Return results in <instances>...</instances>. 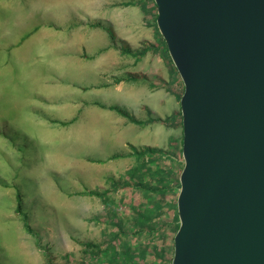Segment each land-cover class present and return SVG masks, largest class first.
<instances>
[{
	"label": "rangeland",
	"instance_id": "1",
	"mask_svg": "<svg viewBox=\"0 0 264 264\" xmlns=\"http://www.w3.org/2000/svg\"><path fill=\"white\" fill-rule=\"evenodd\" d=\"M125 2L155 24L153 0H0V264H45L43 249L55 264L172 262L182 134L137 159L131 146L151 135L109 108H126ZM90 190L106 201L79 194ZM18 192L37 235L23 227Z\"/></svg>",
	"mask_w": 264,
	"mask_h": 264
},
{
	"label": "water",
	"instance_id": "2",
	"mask_svg": "<svg viewBox=\"0 0 264 264\" xmlns=\"http://www.w3.org/2000/svg\"><path fill=\"white\" fill-rule=\"evenodd\" d=\"M183 82L171 264H264V0H154Z\"/></svg>",
	"mask_w": 264,
	"mask_h": 264
},
{
	"label": "crops",
	"instance_id": "3",
	"mask_svg": "<svg viewBox=\"0 0 264 264\" xmlns=\"http://www.w3.org/2000/svg\"><path fill=\"white\" fill-rule=\"evenodd\" d=\"M126 6L130 13L126 24L129 46L133 51L144 47L148 50L140 58L128 54L133 59L131 69L120 84L124 109L142 121L141 125L146 127L144 133L151 135L153 142L149 146L164 149L172 139L176 146L178 134H182L179 100L184 90L183 82L156 23L149 20L151 16L148 17L147 11L136 3Z\"/></svg>",
	"mask_w": 264,
	"mask_h": 264
},
{
	"label": "trees",
	"instance_id": "4",
	"mask_svg": "<svg viewBox=\"0 0 264 264\" xmlns=\"http://www.w3.org/2000/svg\"><path fill=\"white\" fill-rule=\"evenodd\" d=\"M153 2H154V0H153ZM124 4L125 5H130V4H132V2H125ZM154 5H155V3H154ZM156 17H157V14H156ZM156 17H155V23H156ZM92 26L102 27V25H100V23H94V24H92ZM36 29L37 28H35V30ZM105 29L108 31L111 39L112 40H115V33H114L113 29L110 28V27H105ZM30 34L31 33H26L23 37H21L19 44L22 42V40L26 39ZM163 41H164V39H163ZM164 44H165V41H164ZM165 47H166V50L168 52V49H167L166 44H165ZM147 50L148 49L146 47H144L141 50L133 51L129 45H123L121 47V51L123 53L130 54V55H132V56H134L136 58H140L142 55L145 54V52ZM109 108L116 110L120 115L128 118L131 122H133L135 124H142V121L141 120L136 119L134 116L130 115L123 108H120L118 106H109ZM181 125H182V118H181ZM131 150H132L131 154L133 156H135L137 159H139V158H145V157L147 158V157L156 156L161 151V149H158L156 147H151V146H146V147H143V148H136L135 146H131ZM181 151H182V147H181ZM118 157H120V154L114 155L111 158L114 159V158H118ZM146 163H147V161H143V163L140 164L141 167L142 166H146L147 165ZM177 183H178V185L180 187L179 179H178V182ZM79 194L95 195V196H98V197L104 199L105 201H106V196H107V192L106 191L105 192H98V191H94V190H90L88 192L86 191L85 193H79ZM16 199H17L16 211H17L18 215L20 216V218H21V220L23 222V227L30 234L37 235L36 230H34L31 227V225H30V223L28 221V215L22 209V206H21L22 205V203H21L22 201H21V197L19 195V192L17 193ZM174 207H175L174 210L176 212V218L172 219L173 224H174V231H172V236L173 237H174V235H175V233H176V231H177V229L179 227V218H178V212H177V202L174 203ZM118 236H119V234L116 235V237H114L115 238L114 242H116V240H118ZM84 244L93 253H100V252H102V248H101V244L100 243H97L95 241H89V242H86ZM40 247H42V246H40ZM106 252H111V253L112 252H114V253L116 252V246H115V244L113 242L112 243L110 242L107 245L106 249L104 250V253H106ZM41 254H42V257L44 259V263L45 264H55L54 261H53V257L51 256V254H50L49 251H47L46 249H43L42 252H41ZM112 255H113V253H112Z\"/></svg>",
	"mask_w": 264,
	"mask_h": 264
}]
</instances>
